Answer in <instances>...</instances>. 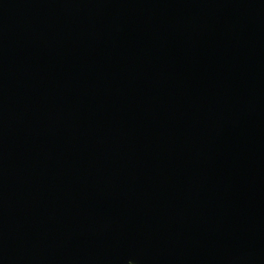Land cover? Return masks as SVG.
I'll list each match as a JSON object with an SVG mask.
<instances>
[{
    "label": "water",
    "instance_id": "water-1",
    "mask_svg": "<svg viewBox=\"0 0 264 264\" xmlns=\"http://www.w3.org/2000/svg\"><path fill=\"white\" fill-rule=\"evenodd\" d=\"M0 264H264V0H0Z\"/></svg>",
    "mask_w": 264,
    "mask_h": 264
}]
</instances>
